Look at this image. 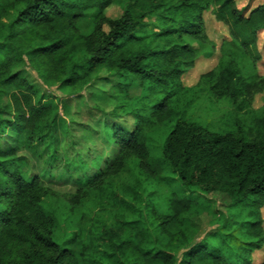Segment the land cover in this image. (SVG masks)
I'll list each match as a JSON object with an SVG mask.
<instances>
[{
  "label": "trees",
  "instance_id": "obj_1",
  "mask_svg": "<svg viewBox=\"0 0 264 264\" xmlns=\"http://www.w3.org/2000/svg\"><path fill=\"white\" fill-rule=\"evenodd\" d=\"M112 6L120 16L106 15ZM91 11L93 29L83 33L78 23ZM206 12L227 28L219 44ZM261 34L264 3L244 11L237 0H0V137L17 139L8 149L0 141V264H253L264 244V106H251L264 92ZM186 37L218 56L195 86L182 80L200 57ZM23 67L66 95L102 78L114 111L132 118L129 129L110 127L113 155L74 191L22 171L18 148L52 145L59 118V98L47 99ZM205 98L230 105L221 126L197 115ZM166 165L182 192L164 177ZM212 192L245 215L243 238L215 231L194 240L191 221ZM47 198L79 217L63 240Z\"/></svg>",
  "mask_w": 264,
  "mask_h": 264
},
{
  "label": "rangeland",
  "instance_id": "obj_2",
  "mask_svg": "<svg viewBox=\"0 0 264 264\" xmlns=\"http://www.w3.org/2000/svg\"><path fill=\"white\" fill-rule=\"evenodd\" d=\"M237 3L239 8L245 11L264 3V0H237ZM94 12H89L79 21L78 26L83 33H89L93 29ZM121 12L122 10L118 6H112L106 11V15L116 18L121 15ZM204 19L209 37L215 44H219L221 39L227 36V28L217 22L210 12L204 14ZM186 38L191 47L199 52L200 57L195 66L183 75L182 80L184 86H195L200 75L215 66L218 56L217 53L212 55L213 49L210 46L203 45L189 37ZM258 46L261 56L259 68L264 73V39L262 34L259 37ZM21 69L23 75H30L32 83L37 85L47 99H50L53 94L59 98V118L52 145L44 140L35 141L31 146L18 148V155L26 157V165H22V171L26 176H29L32 171L37 172L42 176L45 186L62 191H74L87 183L88 178H91L99 168H102L113 155V145L108 136V132H111L110 127L118 124L124 129H129L133 127L132 118L123 117L114 111L117 100L113 96L111 83L102 78H98L85 87L81 93L66 95L55 86L48 88L43 85L29 68ZM251 106L253 109L264 106V92L255 96ZM230 110L231 107L226 102L212 103L205 98L199 106L197 115L221 126V120ZM15 135L12 132L7 136L0 137L2 146L7 149L15 146V142H17ZM154 141L151 152L160 155L159 139L155 138ZM164 177L174 190L182 192L183 187L176 174L167 165ZM150 189L147 186L146 192ZM200 198L204 202L203 211L200 216L194 217L191 221V234L195 241H200L215 231L232 232L243 238L239 226L245 215L240 213L239 208L232 207L231 199L227 195L212 192L207 195L203 194ZM45 205L48 210L57 215L59 237L61 240L65 239L76 229L78 215H68V218L66 207L54 198H47ZM94 210L93 203L87 204V212L92 213ZM261 214L264 227V207L261 209ZM70 248L78 253L80 246L73 245ZM263 258L264 244L260 250L253 253V264H260Z\"/></svg>",
  "mask_w": 264,
  "mask_h": 264
}]
</instances>
